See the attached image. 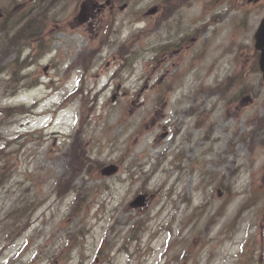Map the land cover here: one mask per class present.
<instances>
[{
    "label": "rangeland",
    "instance_id": "1",
    "mask_svg": "<svg viewBox=\"0 0 264 264\" xmlns=\"http://www.w3.org/2000/svg\"><path fill=\"white\" fill-rule=\"evenodd\" d=\"M163 1L115 0L122 5L98 14L93 31L77 21L76 0L46 12L39 1L0 0V26L12 23L0 31V264H14L30 242L21 264H264V79L254 46L264 11L243 17L240 6L180 42L147 14ZM27 14L45 20L42 39L10 45ZM199 17L208 12L196 4L180 28L191 32ZM160 39L177 46L156 52ZM122 42H133L124 57ZM14 60L28 63L26 79L11 80ZM73 86L83 92L59 107ZM34 103L36 116L23 113ZM81 117L91 156L119 170L95 172L89 184L101 187L76 216L75 193L59 199L56 185L69 173L73 139L63 133ZM140 193L149 201L135 209Z\"/></svg>",
    "mask_w": 264,
    "mask_h": 264
},
{
    "label": "flooded vegetation",
    "instance_id": "2",
    "mask_svg": "<svg viewBox=\"0 0 264 264\" xmlns=\"http://www.w3.org/2000/svg\"><path fill=\"white\" fill-rule=\"evenodd\" d=\"M196 4L200 5L202 11H211L210 19L217 24L224 23L223 16L231 13L239 6L247 7L251 11L252 9L264 11V0H165L157 6L155 23L169 22V25L177 30L184 21V12ZM93 7L95 8L96 5ZM113 7L111 5L109 8ZM91 16L94 15L91 14Z\"/></svg>",
    "mask_w": 264,
    "mask_h": 264
},
{
    "label": "water",
    "instance_id": "3",
    "mask_svg": "<svg viewBox=\"0 0 264 264\" xmlns=\"http://www.w3.org/2000/svg\"><path fill=\"white\" fill-rule=\"evenodd\" d=\"M263 38H264V20H263V23H262V25H261V27L259 29V32H258V39L260 41L259 47L261 49H263V54H261V60H260V62H261V68L264 71V40H263ZM115 170H116V167L115 166H110V167H108L105 170V172L112 173ZM142 201H143V197L141 196V197H139L136 200L135 204H141Z\"/></svg>",
    "mask_w": 264,
    "mask_h": 264
},
{
    "label": "trees",
    "instance_id": "4",
    "mask_svg": "<svg viewBox=\"0 0 264 264\" xmlns=\"http://www.w3.org/2000/svg\"><path fill=\"white\" fill-rule=\"evenodd\" d=\"M77 138L81 139V136L77 134ZM80 144V143H79ZM77 149V143L74 144L73 151L75 152ZM77 156H79L78 166H80L73 174V176L77 175V171H81L83 167H85L88 163H90V158L88 155H86V151L84 150L82 153H77ZM73 168H76L73 166ZM67 183H60L59 187L65 186ZM68 186H71V180H68Z\"/></svg>",
    "mask_w": 264,
    "mask_h": 264
}]
</instances>
